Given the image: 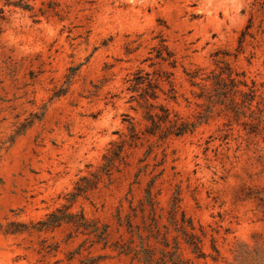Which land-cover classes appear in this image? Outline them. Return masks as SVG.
I'll list each match as a JSON object with an SVG mask.
<instances>
[{
    "label": "rangeland",
    "instance_id": "1",
    "mask_svg": "<svg viewBox=\"0 0 264 264\" xmlns=\"http://www.w3.org/2000/svg\"><path fill=\"white\" fill-rule=\"evenodd\" d=\"M0 11V264H79L103 254L113 257L98 264H140L100 244L87 249V235L70 224L38 230V222L71 203L82 176L99 171L111 142L128 131L126 114L141 120L127 79L153 69L144 59L161 37L178 59L177 96L168 105L183 116L193 118L202 101L189 73L214 68L217 50L228 51L225 58L257 81L264 98V0H0ZM126 153L129 164L104 175L69 211L114 228L117 208L125 213L144 198L155 173L160 206L179 190L205 231L204 250H219L216 261L194 259L182 245L185 258L264 264L261 136L216 115L193 133L149 137Z\"/></svg>",
    "mask_w": 264,
    "mask_h": 264
},
{
    "label": "trees",
    "instance_id": "2",
    "mask_svg": "<svg viewBox=\"0 0 264 264\" xmlns=\"http://www.w3.org/2000/svg\"><path fill=\"white\" fill-rule=\"evenodd\" d=\"M250 27L251 22L241 31L239 46L251 34ZM151 52L152 55L144 60H150L149 66L153 69L138 68L127 79V90L131 92L129 101L135 102L131 108L140 112L141 120L134 121L133 116L125 115L128 131L120 134L119 141L111 142L103 155V164L97 173L92 174L93 177L82 176L78 180L68 199L71 203L79 195L94 189L104 175L110 176L114 169L118 170L119 164H129L126 160L128 153L123 152L144 146L149 137H156L158 141L182 137L193 133L201 123L222 115L229 124L241 125L247 135L264 139V98L260 86L255 79L247 76L245 70L234 67L225 58L228 51H215V67L208 72L198 68L189 73L191 84L199 86L196 96L202 100L197 103L200 109L193 118L183 116L168 105V101L177 96L174 75L178 59L174 50L161 37ZM147 147L151 152L153 144L149 143ZM145 167L138 169L135 174L137 178ZM157 178L158 174H152L145 187L144 198L137 204L130 201L127 212L117 208L114 228L111 223L88 219L82 210L77 213L69 211L70 203L50 212L45 220L39 221L38 230H49L67 223L75 231L87 235L84 239V243H89L87 249L100 244L102 249L109 248L117 255L129 257L131 262L140 264H197L194 259L208 256L216 261L218 248L212 244L215 254L204 250L205 231L202 226L195 224L182 207L179 190L174 191L166 208L160 206L158 195L161 189L154 191ZM114 232L119 233L117 237H113ZM182 245L190 250L194 259L183 256ZM108 257L113 255L86 257L79 264H98Z\"/></svg>",
    "mask_w": 264,
    "mask_h": 264
}]
</instances>
